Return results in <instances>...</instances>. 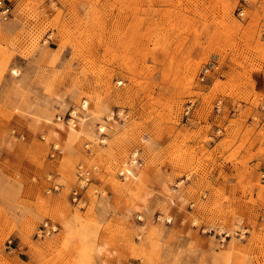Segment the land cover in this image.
Segmentation results:
<instances>
[{
	"label": "rangeland",
	"instance_id": "1",
	"mask_svg": "<svg viewBox=\"0 0 264 264\" xmlns=\"http://www.w3.org/2000/svg\"><path fill=\"white\" fill-rule=\"evenodd\" d=\"M5 2L0 264H264V0Z\"/></svg>",
	"mask_w": 264,
	"mask_h": 264
},
{
	"label": "built area",
	"instance_id": "2",
	"mask_svg": "<svg viewBox=\"0 0 264 264\" xmlns=\"http://www.w3.org/2000/svg\"><path fill=\"white\" fill-rule=\"evenodd\" d=\"M248 5V0H243L242 4L238 8V13L237 16L241 19L244 20L246 18V6ZM13 13L11 7L6 4L5 0H0V18L3 20H8L12 18ZM262 39L264 41V32L262 33ZM216 67L213 64L206 65L201 73L200 80L204 81L208 75L214 71ZM189 113V112H188ZM187 113V114H188ZM88 175V173H86ZM73 200L77 201L78 200V192H75L73 194ZM42 235H45L51 231H53V228L48 226V224H44L43 228L40 230Z\"/></svg>",
	"mask_w": 264,
	"mask_h": 264
},
{
	"label": "bare ground",
	"instance_id": "3",
	"mask_svg": "<svg viewBox=\"0 0 264 264\" xmlns=\"http://www.w3.org/2000/svg\"><path fill=\"white\" fill-rule=\"evenodd\" d=\"M74 114V113H73ZM81 118V117H80ZM82 119V118H81ZM79 123V122H78ZM82 123H83V121L82 122H80V124L82 125ZM71 124H73V123H71ZM60 128H62V127H60ZM65 129V128H64ZM63 130V129H62ZM70 130H71V132H74V131H78V130H76V126L73 124L72 125V127H70ZM103 130V129H102ZM53 133H54V131H53ZM59 135V134H58ZM54 136H57V133H55V135ZM58 137V136H57ZM56 137V138H57ZM127 172H128V179H129V176L130 177H132V178H134V172L131 170V169H128L127 170Z\"/></svg>",
	"mask_w": 264,
	"mask_h": 264
}]
</instances>
